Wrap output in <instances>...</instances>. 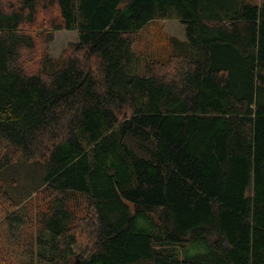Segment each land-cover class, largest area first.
<instances>
[{
    "label": "trees",
    "instance_id": "1",
    "mask_svg": "<svg viewBox=\"0 0 264 264\" xmlns=\"http://www.w3.org/2000/svg\"><path fill=\"white\" fill-rule=\"evenodd\" d=\"M159 19L185 42L142 72ZM20 157L45 164L24 203ZM144 260L264 264V0H0V264Z\"/></svg>",
    "mask_w": 264,
    "mask_h": 264
},
{
    "label": "rangeland",
    "instance_id": "2",
    "mask_svg": "<svg viewBox=\"0 0 264 264\" xmlns=\"http://www.w3.org/2000/svg\"><path fill=\"white\" fill-rule=\"evenodd\" d=\"M262 1L258 0L259 3H262ZM134 39L135 52L142 58V61H144V57L151 54L157 58L165 59L173 53L174 46H176V52L180 51L178 42H185V26L177 19L155 20L146 24L137 32ZM76 41H78L77 31L57 30L54 32L53 40L47 44L46 54L52 59H60L71 44ZM30 67H37V65L34 63ZM139 70L145 72V61L139 63ZM7 168L2 173L5 188L10 196L17 200L16 202L24 203L25 198L41 185L45 164L40 160L26 161L23 157H20ZM13 177L17 180L13 181ZM82 240L85 241V238L83 237ZM191 250L196 252L202 251L203 248L195 251L194 249ZM134 264H153V262L144 260Z\"/></svg>",
    "mask_w": 264,
    "mask_h": 264
}]
</instances>
